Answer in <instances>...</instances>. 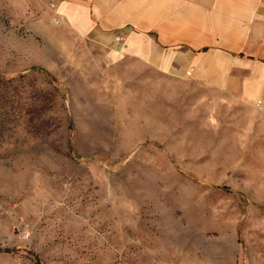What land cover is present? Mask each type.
Returning a JSON list of instances; mask_svg holds the SVG:
<instances>
[{"label": "rangeland", "instance_id": "1", "mask_svg": "<svg viewBox=\"0 0 264 264\" xmlns=\"http://www.w3.org/2000/svg\"><path fill=\"white\" fill-rule=\"evenodd\" d=\"M84 43L0 0V264H264L256 118Z\"/></svg>", "mask_w": 264, "mask_h": 264}, {"label": "crops", "instance_id": "2", "mask_svg": "<svg viewBox=\"0 0 264 264\" xmlns=\"http://www.w3.org/2000/svg\"><path fill=\"white\" fill-rule=\"evenodd\" d=\"M51 1L63 25L106 67L124 52L138 58L130 67L149 69L153 83L168 82L169 73L192 81L201 101L255 117L241 131L264 146V0ZM116 34L123 39L115 42Z\"/></svg>", "mask_w": 264, "mask_h": 264}, {"label": "built area", "instance_id": "3", "mask_svg": "<svg viewBox=\"0 0 264 264\" xmlns=\"http://www.w3.org/2000/svg\"><path fill=\"white\" fill-rule=\"evenodd\" d=\"M122 39H123V35L122 34H116V35L113 36V40L115 42H119Z\"/></svg>", "mask_w": 264, "mask_h": 264}]
</instances>
